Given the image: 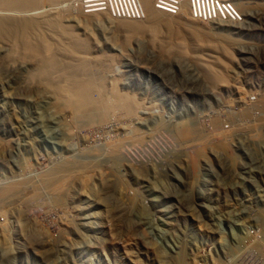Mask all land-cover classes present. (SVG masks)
Listing matches in <instances>:
<instances>
[{
	"label": "rangeland",
	"instance_id": "rangeland-1",
	"mask_svg": "<svg viewBox=\"0 0 264 264\" xmlns=\"http://www.w3.org/2000/svg\"><path fill=\"white\" fill-rule=\"evenodd\" d=\"M215 1L242 19L198 20L188 0L177 13L154 8L152 24L142 0L38 5L85 41L81 55L98 70L82 78L100 84L101 109L112 94L133 103L113 101L105 116L56 99L32 55L7 69L0 41V264H223L242 254L247 210L264 208V156L250 150L264 129V0ZM132 2L141 19L112 14Z\"/></svg>",
	"mask_w": 264,
	"mask_h": 264
},
{
	"label": "bare ground",
	"instance_id": "bare-ground-1",
	"mask_svg": "<svg viewBox=\"0 0 264 264\" xmlns=\"http://www.w3.org/2000/svg\"><path fill=\"white\" fill-rule=\"evenodd\" d=\"M42 2L55 3L56 0H0V41H5L8 45L7 60L4 59L6 60L7 69H14L20 66L22 64V60L20 59L22 57L27 55L30 57L32 55L35 60L33 67L34 74L44 78L48 86L56 89L55 98L64 99L65 105L71 111L83 112L89 110L94 112V114L99 113L100 115H104L107 110L113 108L111 106L114 103L122 106L125 105L128 108L131 104L133 105L125 95H120V97L116 98L112 94L110 95L112 97L106 98L107 104L104 101L106 108L101 109L100 96L102 95L99 90L100 84L93 77L85 80L82 78L84 68H90L92 73H97L96 71L98 70L97 65L90 63V58L88 59L85 58L86 55H81L85 50V41L82 38L76 37L74 35L75 32L72 33L69 26L61 23L58 13L47 10L44 11L45 13H40L41 8L39 7L41 6L38 7V5ZM142 2L148 19L151 20V22L149 21L151 24L156 22L158 11L171 13L168 10L169 8L164 6V3V5L161 4L162 2L157 1L154 7L150 0H142ZM182 8L183 10L186 9V5L182 6ZM38 10L39 12H37ZM221 17L219 18L222 20L226 19L225 22L230 19H236V17L229 16ZM216 18L218 19V17ZM220 19L218 20L220 21ZM19 44L22 47L23 54L19 53ZM55 61L58 65L57 69L60 78L56 83L53 78ZM29 80L30 78L27 77V81ZM127 111V114H130L131 108ZM92 112H90L91 115ZM0 193L2 192L0 191Z\"/></svg>",
	"mask_w": 264,
	"mask_h": 264
},
{
	"label": "built area",
	"instance_id": "built-area-1",
	"mask_svg": "<svg viewBox=\"0 0 264 264\" xmlns=\"http://www.w3.org/2000/svg\"><path fill=\"white\" fill-rule=\"evenodd\" d=\"M163 1L167 4L164 6H167L170 11H176L177 13L182 9L183 0H173L171 2ZM188 3L189 14L198 20L211 21L216 20V17L219 16L237 17V19H242L239 11L228 2H219L215 0H188ZM96 4L99 5V9L101 10L108 9V3L105 1H99ZM112 14L117 15L118 18L137 17L138 19H141L143 17V14L134 2L131 3L129 10L115 6L114 11L112 10ZM259 134L261 135L259 138H251L253 149L250 150L259 151L264 156V149H258L259 140L264 138V129L260 130ZM243 207H245V205H243ZM247 218L248 220H253V227L250 228V232L246 234V240L242 241V254L235 253V255H228L221 260L223 264H235L234 261L236 262L237 260H240V264H242V261H245L246 259L264 262V256H262L264 253V208L261 210H247ZM242 224H245V220ZM243 246L247 249V253H243Z\"/></svg>",
	"mask_w": 264,
	"mask_h": 264
}]
</instances>
